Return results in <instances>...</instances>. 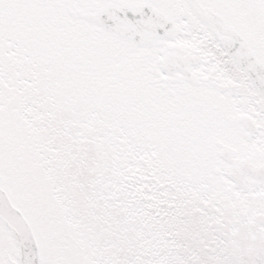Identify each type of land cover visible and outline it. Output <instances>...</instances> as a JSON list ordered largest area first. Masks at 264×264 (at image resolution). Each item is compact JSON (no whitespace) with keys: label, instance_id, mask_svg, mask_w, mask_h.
Returning <instances> with one entry per match:
<instances>
[{"label":"snow or ice","instance_id":"1","mask_svg":"<svg viewBox=\"0 0 264 264\" xmlns=\"http://www.w3.org/2000/svg\"><path fill=\"white\" fill-rule=\"evenodd\" d=\"M0 264H264V0H0Z\"/></svg>","mask_w":264,"mask_h":264}]
</instances>
